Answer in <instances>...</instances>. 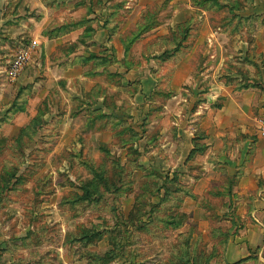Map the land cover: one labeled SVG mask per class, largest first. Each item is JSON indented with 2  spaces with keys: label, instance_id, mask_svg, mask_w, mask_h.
<instances>
[{
  "label": "rangeland",
  "instance_id": "1",
  "mask_svg": "<svg viewBox=\"0 0 264 264\" xmlns=\"http://www.w3.org/2000/svg\"><path fill=\"white\" fill-rule=\"evenodd\" d=\"M253 2L0 0V264L231 263L232 180L202 179L206 100L261 77ZM61 16L84 39L50 40Z\"/></svg>",
  "mask_w": 264,
  "mask_h": 264
},
{
  "label": "crops",
  "instance_id": "2",
  "mask_svg": "<svg viewBox=\"0 0 264 264\" xmlns=\"http://www.w3.org/2000/svg\"><path fill=\"white\" fill-rule=\"evenodd\" d=\"M252 6L254 12L259 9L264 10V4L253 2ZM37 7L38 12L40 9H45L40 2L37 3ZM42 15H39L41 22L44 21ZM27 18L31 19V17ZM58 19L59 22L54 28L62 32H59V37L54 36L50 40H63L64 37H70L71 42L75 39L82 40L85 31H89V28L80 30L81 22L71 23V19H65L63 16ZM87 19L90 18L87 17ZM83 21L86 23L93 22L90 20ZM95 29L98 30V33H102L105 31V23L101 26L95 24ZM256 30L258 34L254 36L256 37L255 51L246 49L243 53L250 55L249 60L260 68L261 77L257 78L256 81L248 79L241 82L240 88L236 90H233L231 86L230 90L229 87L215 82L213 87L217 89L206 100L208 106L216 102L220 105L216 107L210 125L204 127L206 135L214 143L213 147L210 146L206 150L205 154L208 155L206 157L212 159L209 164L205 162L203 166L205 172L202 179L208 186L218 179L217 176L221 173L220 169H224L222 175L232 180V194L230 197L228 194L223 195L226 196V199L236 202L235 205L237 206L234 212L232 210L231 213L229 212V218L231 216L234 218L230 228L233 227V230H237V234L227 242L223 256L227 263L232 259L230 264H264V139L258 137L256 131V120L264 112L263 25L257 26ZM116 35L109 33L106 38L109 40ZM44 36L40 35V38L42 39ZM209 40L207 38V41ZM39 43L41 42L39 41ZM107 44L109 46L110 42L103 43L104 46ZM112 49L115 50L111 47V51ZM254 55L257 59L259 57L258 61L256 58L252 60ZM87 57L88 59L91 57L90 53H87ZM73 67L69 65L65 71H69ZM220 67V63H218L216 68L220 69ZM230 74L233 72L231 71ZM205 109L207 108L204 107L203 110ZM202 116L201 114L200 119L204 120ZM192 195L194 198L198 197L196 194Z\"/></svg>",
  "mask_w": 264,
  "mask_h": 264
},
{
  "label": "built area",
  "instance_id": "3",
  "mask_svg": "<svg viewBox=\"0 0 264 264\" xmlns=\"http://www.w3.org/2000/svg\"><path fill=\"white\" fill-rule=\"evenodd\" d=\"M27 56H28V53L25 51L19 53L16 56L8 72L11 77H14L20 73V71L23 69V67L25 66L27 62V59H28ZM256 131H257L258 137L264 139V112L256 120Z\"/></svg>",
  "mask_w": 264,
  "mask_h": 264
},
{
  "label": "trees",
  "instance_id": "4",
  "mask_svg": "<svg viewBox=\"0 0 264 264\" xmlns=\"http://www.w3.org/2000/svg\"><path fill=\"white\" fill-rule=\"evenodd\" d=\"M92 57V56H91ZM84 193L87 194V189L85 188Z\"/></svg>",
  "mask_w": 264,
  "mask_h": 264
}]
</instances>
